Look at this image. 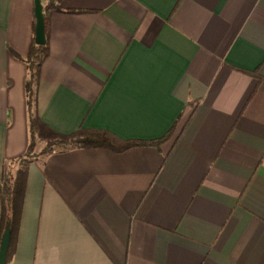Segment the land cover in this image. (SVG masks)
Returning <instances> with one entry per match:
<instances>
[{"label": "crops", "instance_id": "crops-1", "mask_svg": "<svg viewBox=\"0 0 264 264\" xmlns=\"http://www.w3.org/2000/svg\"><path fill=\"white\" fill-rule=\"evenodd\" d=\"M59 5L81 12L50 14L32 86L52 130L152 139L191 105L158 147L28 164L9 264H264V0ZM32 17L0 0V170L27 144Z\"/></svg>", "mask_w": 264, "mask_h": 264}, {"label": "trees", "instance_id": "trees-1", "mask_svg": "<svg viewBox=\"0 0 264 264\" xmlns=\"http://www.w3.org/2000/svg\"><path fill=\"white\" fill-rule=\"evenodd\" d=\"M59 1L60 0H39L41 4L45 41L43 44H36L32 35L26 55L22 59L26 66V77L24 79L23 89L27 111V144L22 154L12 160L4 162L0 170V236L5 225L9 230V238L4 256L5 264H9L14 250L28 164L31 162L38 164L42 157L56 148H105L114 153H118L137 146L158 147L173 136L175 123L185 114V108L191 105L190 101L186 102L182 111H180L173 124L164 134L146 140L134 138L123 139L110 131L98 128H78L73 132L62 134L55 132L43 123L33 111L34 94L32 86L37 80L40 63L45 58L48 51L46 33L49 16L52 12H81L80 10L63 9L59 5ZM33 26L34 17H32V31ZM256 71V69L247 71V74L259 80L260 77L256 75ZM190 115L191 112L185 116L182 128L189 121ZM175 139L176 137H174V141ZM37 142L42 143V146L35 152L34 147ZM173 144L174 143H172V146Z\"/></svg>", "mask_w": 264, "mask_h": 264}, {"label": "water", "instance_id": "water-1", "mask_svg": "<svg viewBox=\"0 0 264 264\" xmlns=\"http://www.w3.org/2000/svg\"><path fill=\"white\" fill-rule=\"evenodd\" d=\"M33 1V17H34V26H33V40L36 44H43L45 41L44 32H43V21L41 15V4L39 0ZM9 238V230L5 225L3 232L0 236V264H5V250L7 247Z\"/></svg>", "mask_w": 264, "mask_h": 264}, {"label": "rangeland", "instance_id": "rangeland-1", "mask_svg": "<svg viewBox=\"0 0 264 264\" xmlns=\"http://www.w3.org/2000/svg\"><path fill=\"white\" fill-rule=\"evenodd\" d=\"M41 146H42V143L37 142L36 146L34 147V151L37 152L40 149Z\"/></svg>", "mask_w": 264, "mask_h": 264}]
</instances>
